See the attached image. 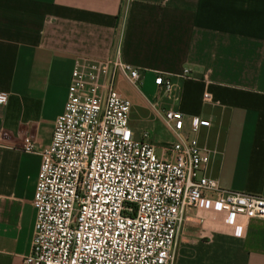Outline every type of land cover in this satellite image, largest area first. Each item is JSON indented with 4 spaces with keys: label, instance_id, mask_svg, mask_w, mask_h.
I'll use <instances>...</instances> for the list:
<instances>
[{
    "label": "crops",
    "instance_id": "1",
    "mask_svg": "<svg viewBox=\"0 0 264 264\" xmlns=\"http://www.w3.org/2000/svg\"><path fill=\"white\" fill-rule=\"evenodd\" d=\"M116 57L143 79L171 77V99L156 87L151 102L182 112L183 134L218 152L210 176L223 188L264 196V0H0V264H23L34 235L42 160L20 150L23 139L51 144L76 60ZM145 103L144 129L133 110L135 138L174 143ZM194 117L211 128L194 133ZM176 264H264V220L247 221L243 237L192 221Z\"/></svg>",
    "mask_w": 264,
    "mask_h": 264
},
{
    "label": "built area",
    "instance_id": "2",
    "mask_svg": "<svg viewBox=\"0 0 264 264\" xmlns=\"http://www.w3.org/2000/svg\"><path fill=\"white\" fill-rule=\"evenodd\" d=\"M118 78L136 90L143 82L120 57L76 60L51 144L41 148L23 139L20 150L42 160L34 235L23 264H176L188 223L205 231L224 223L243 237L247 221L264 220V196L225 189L210 176L218 152L183 134L182 112L162 111L146 98L176 141L158 154L148 131L136 139L134 105L118 90ZM155 85L171 99V77L160 74ZM191 127L198 133L211 122L194 117Z\"/></svg>",
    "mask_w": 264,
    "mask_h": 264
},
{
    "label": "rangeland",
    "instance_id": "3",
    "mask_svg": "<svg viewBox=\"0 0 264 264\" xmlns=\"http://www.w3.org/2000/svg\"><path fill=\"white\" fill-rule=\"evenodd\" d=\"M119 90L126 98H128L133 103L134 107L138 111V114L132 117V119L134 120L132 126H135L139 129H144L146 127V124L143 120L144 118H147L149 114L145 109V98L149 99L150 101H154L153 99L156 92L155 80L152 81L150 77L143 79L142 85L139 90L134 89L127 83H121L119 85ZM157 146V153L160 154L162 149L168 146V144L157 143Z\"/></svg>",
    "mask_w": 264,
    "mask_h": 264
}]
</instances>
